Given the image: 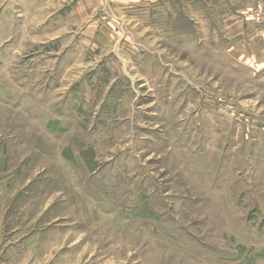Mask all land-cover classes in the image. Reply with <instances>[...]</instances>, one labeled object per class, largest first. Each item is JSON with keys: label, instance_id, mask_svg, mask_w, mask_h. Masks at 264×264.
Returning <instances> with one entry per match:
<instances>
[{"label": "rangeland", "instance_id": "374dc122", "mask_svg": "<svg viewBox=\"0 0 264 264\" xmlns=\"http://www.w3.org/2000/svg\"><path fill=\"white\" fill-rule=\"evenodd\" d=\"M29 240L264 264V0H0V264Z\"/></svg>", "mask_w": 264, "mask_h": 264}, {"label": "crops", "instance_id": "0c3cea01", "mask_svg": "<svg viewBox=\"0 0 264 264\" xmlns=\"http://www.w3.org/2000/svg\"><path fill=\"white\" fill-rule=\"evenodd\" d=\"M34 243L38 244L35 240H29L25 246L13 242L11 248L6 252L7 258L10 260L7 261V264H45V258L40 257L38 253L39 245H33Z\"/></svg>", "mask_w": 264, "mask_h": 264}]
</instances>
